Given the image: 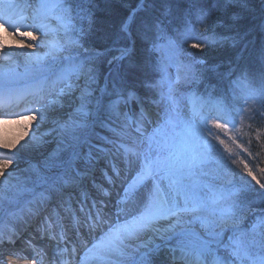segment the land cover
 I'll use <instances>...</instances> for the list:
<instances>
[{
  "label": "snow or ice",
  "instance_id": "1",
  "mask_svg": "<svg viewBox=\"0 0 264 264\" xmlns=\"http://www.w3.org/2000/svg\"><path fill=\"white\" fill-rule=\"evenodd\" d=\"M16 8L18 5L13 0H0V61L12 57V53L4 51L5 34L11 36L20 48L40 47L43 50L45 41L55 32V38L43 55H20L37 66L48 59L66 60L57 78L62 85L59 94L71 96L74 90H80L74 116L52 130L57 137V148L45 160L43 172L37 168L32 169L35 180L29 177L32 187L24 191L39 197L43 202L49 192L60 191L65 185L81 178L82 174L76 168L77 161H83L88 168L85 174L91 175L95 164L106 158L112 174L105 171L104 178L112 190L119 187L115 191V203L107 213L105 209L110 201L106 203L101 200L98 203L93 200L82 221L80 217H73L77 231L86 226L88 235L92 237L91 240L80 241L79 246L85 251L78 264H154V257L165 251L173 259L179 253L182 264H264V222L260 230L255 225L239 227V205L231 195H224L211 186L188 182L194 172L219 152L208 139L212 135L209 124L225 131H228L229 122L235 126V121L225 120L220 123L218 121L222 117L213 119L206 116L194 102L191 115L182 114L179 90L181 70H190L196 64L203 63V59L181 47L175 38L161 37L163 43L153 44V51L161 53L155 65L161 77L147 85L158 98H141L135 92H128L126 96L118 94L116 100L105 104V92L96 96V90L92 87L95 83L92 69L85 68L84 61L72 52L78 46L79 33L83 32L82 28L75 27L72 0H35L34 9L30 4L29 12L13 15ZM213 10L198 11L203 18L211 15ZM9 28L12 29L11 33L8 32ZM21 28L24 30L21 31ZM34 32H40L45 40L39 45L25 43V38L29 41L37 40ZM182 43L203 51L202 45L210 44L211 41L201 39L194 27H186L182 33ZM127 51L124 50L119 59L124 58ZM260 58V79L264 85V46H261ZM173 67L176 68L175 77L168 71ZM247 75V71L241 69V76ZM81 78L84 80L83 85L78 83ZM183 79H189L187 72ZM41 93L42 90L37 95L42 99ZM10 95V89L0 87V107L6 105ZM261 97L264 98V87L261 89ZM145 99L158 107L162 106L156 121L148 118L143 107ZM132 100H136L141 107L139 119L130 123L126 114L121 116L119 106L127 105ZM36 111L40 113L43 122L44 114L40 109ZM19 119L36 120L37 116L31 109H26L19 115ZM8 122V119L0 117V124ZM97 127L111 135L95 131ZM214 138L220 144L225 143L219 137ZM17 143L18 140L0 138V149L10 151ZM85 148L87 151H84ZM61 153L66 155L62 157ZM113 156L121 159L123 168L112 163ZM15 162L14 156L0 153V178L5 177ZM244 170L251 181L264 189V182L247 163L244 164ZM259 171L264 173V168ZM8 176H12V173H8ZM7 183L8 180L4 179L0 187ZM93 183L101 196L113 195L109 188ZM36 189L41 190L37 192ZM83 200L87 203V193H84ZM80 210L85 211L83 206ZM197 224L202 231L196 229ZM97 232L99 235H94ZM19 238L15 233L7 237L0 233V245H15ZM63 239L61 235L60 240ZM28 243L31 245L30 241ZM32 248L31 256L20 251L8 255L14 259L31 260V264H37L39 259L43 264L42 254L34 245ZM77 251L78 246L75 244L70 252L67 247L60 249L59 264H72ZM0 264L6 262L0 258Z\"/></svg>",
  "mask_w": 264,
  "mask_h": 264
},
{
  "label": "trees",
  "instance_id": "2",
  "mask_svg": "<svg viewBox=\"0 0 264 264\" xmlns=\"http://www.w3.org/2000/svg\"><path fill=\"white\" fill-rule=\"evenodd\" d=\"M140 1L72 0L73 15L80 22L79 28L83 29L79 35L78 46L73 49L74 52L76 48L79 52L88 50V53H83L82 60L84 64L97 72L99 85L107 79L109 85L113 81L114 91L117 93L135 92L139 97L157 99L155 91L150 90L147 85L161 77V73L155 70L161 53L153 51L150 38L149 43L145 42L142 36L145 33L144 30L149 33L146 35L148 38L153 34V28L160 26L162 30L159 33L156 30L153 37V39L156 37L155 41L164 42L160 39L161 37H172L177 39V43L182 46V33L185 28L194 27L201 39L211 41L210 44L202 45L203 51L197 49L194 51L197 58L203 59V63L196 64L195 70L192 68L188 71L189 79L183 80L182 83L183 93L191 91L199 94L201 90L204 92L201 95L202 98L217 103L222 102L221 106L231 112V121H235L234 127H237L240 133L236 138V145H230V147L240 152L241 156L233 157L224 154L223 157L230 163L235 161V167L241 173L239 176L234 174L230 176L228 182L223 181L219 184L221 188H226L230 192L232 199L234 198L239 205L238 226H243L247 215L254 209L260 211L261 214L255 215V218H260L264 222V189L259 188L255 181H251L244 170V164L247 163L264 182V173L259 171L264 168V105L261 112L251 114L252 104L250 102L243 104L238 96L234 97L233 83L230 82L233 79L224 81V76L214 77L213 72L203 69L205 67L210 69V67L237 66L238 59H240V64L249 65L247 61L253 65L258 63L260 59H249V57L260 53L261 46H264V0H147L144 5L145 9L136 15L132 26V31L137 38L135 56L129 59L133 60V64H128L126 60L120 67L112 68L108 76L111 70V60L118 49L128 46V38L123 31V26ZM199 9L214 10L211 15L202 18ZM182 47L187 51L192 49L187 45ZM86 57H91V59L86 60ZM184 70L187 71L183 69V72ZM203 71L206 72V76H213L212 80L208 79L209 86L197 81L199 78L196 74L199 72V76ZM183 72L180 73L181 77ZM258 85L259 83L255 81L254 88ZM110 91L113 89L108 86L106 95H109ZM254 99L264 104L261 94L255 96ZM144 101L149 105H154L148 99ZM241 118L245 120L243 125H240ZM227 126L233 127V124L229 122ZM226 141L232 142L233 139L230 136ZM193 147L195 148V145ZM220 158L218 157L210 167L204 168L206 172L211 173L212 168L217 167L218 160L219 166ZM211 178L212 180L218 179L216 175L209 174L206 178V185L217 188L212 184ZM200 185L205 184L200 183ZM17 204L18 202L14 203L12 207ZM256 227L258 230L261 229V225Z\"/></svg>",
  "mask_w": 264,
  "mask_h": 264
},
{
  "label": "rangeland",
  "instance_id": "3",
  "mask_svg": "<svg viewBox=\"0 0 264 264\" xmlns=\"http://www.w3.org/2000/svg\"><path fill=\"white\" fill-rule=\"evenodd\" d=\"M34 3H35V0H34ZM50 38H53V37H50ZM12 46H16V43L13 42ZM27 49L34 50L35 48L33 47V48H27ZM35 50H38L39 52H42V53L46 52L45 49H43V50L42 49H35ZM4 51H5V49H4ZM194 51H196V49H191L188 52L194 53ZM22 59L24 60L23 62H19L17 59H16V61L19 62V63H22V66H23L24 69H27L28 66H30L31 68H32L33 65L37 66L36 64H34L32 62L29 63L28 61H26L24 57H22ZM182 59H184V57H182ZM13 61H14V59H13ZM49 61L52 62L53 60L48 59V60L42 61L39 66H41L42 64H45V63H47ZM55 61L61 63V65H63L64 62H66V60H62L60 58L55 59ZM8 63H11V62H8ZM2 65L3 64H1V62H0V73H2V69L4 68ZM45 65H47V64H45ZM16 68L17 69H15V71H17L18 69H21L20 66H17ZM203 69L206 70V71H211V72L214 70L213 67H210V69H207V67H205ZM193 70H195L194 67H193ZM181 71L183 72V69ZM188 71H189L188 69H187V71L184 70V72L182 74L181 84L179 85L180 94H181V91L183 89L182 83H183V80H184L183 78H184L185 72L188 73ZM92 72H93V74L95 76V83L92 85V87L96 90L97 85H98V80H97V76L98 75H97V72H95L94 70H92ZM14 74L15 73H12L11 76H5V77H3V76L1 77L0 76V83L10 84L11 83L10 79H15L16 77L20 78L19 75L16 76ZM198 74H199V72L196 74L197 77H198ZM212 75L217 76L215 73H213ZM18 78H16V79H18ZM201 80H202V77H201ZM81 82H82V78L79 80L78 83L80 84ZM184 83L188 85L187 82H184ZM203 93L204 92H202L201 90L199 91V94H195V93H192V92H190V93L189 92L182 93L181 94V98H182L181 111H182V114L183 115H191V108H192L191 107V103H193V102L197 103L199 101V103H197V104L201 107L202 111H207V109H208L209 113L205 114L206 116H209L211 118H212V116H214L213 119H215L217 117H222L218 121L220 123H224L225 120H227V119L230 121L231 120L230 111H227L225 109V107L221 106L222 102H219L220 104H219V106H217L216 104L212 103L211 101L202 98L201 95ZM79 95H80V90L78 89V92H77L76 96L74 95L75 96V101H74V96H70V98L72 99V103H71L72 106L74 104L75 105L78 104L77 97ZM95 95H96V91H95ZM132 101L130 102L131 105H132V103L138 105V103L135 102L136 100H134L133 102ZM188 101H192V102L189 103ZM256 101L257 102H250L252 104L251 105V114H258L263 109L262 106L264 104L262 103V101H258V100H256ZM129 106H130V104H127V105L121 104L119 106V110H120L121 114H123V111L125 110L124 114L127 115L128 122L131 123V122H134V121L139 119L140 111H139V114H136L138 112V109L135 110V112H134V111H132V109L129 110ZM155 107L156 108H154V109L157 110L158 112L161 111L160 109H162V106H160V107L155 106ZM125 108H127V109H125ZM214 109H218V111L214 112L213 111ZM145 111L147 113L148 118L151 119V120H154L153 119L154 116L150 115L148 113V110H145ZM212 113H216V114H218V116H215ZM155 114H156V112H155ZM30 123H32V122L26 123L25 126L30 124ZM244 123H245V120L243 118H241V124L240 125H243ZM48 126H50V124L44 123V124H42V127L40 129H38L37 127H34L32 125L30 127L31 130H29V131L21 130L19 128L20 126L14 125L13 127L15 129L18 128V131L21 132L23 135L27 134V133H31V134L35 135L39 130L44 131L45 127H48ZM209 127L211 128L212 135H211V137L209 136L208 139H210L212 141V143L216 145V147L219 149V152L213 155L212 160L210 162L206 163L201 169H199L198 171L194 172L193 175L191 176V179H189L188 182L189 183H195V184L204 183L206 185L207 176L209 174H213V175H216V177L218 178V179H214V180H212V178H211L212 184L215 187H217V188H214V189L219 190L224 195H230V192L226 188H221L219 183H221L223 181L228 182L230 180V176H232L234 174L239 176V174L241 172L237 171V168L235 167L234 163H230L229 161H225L223 156H224V154H228L229 156H233V157H240L241 156L240 152H237V151H235V149L230 147V145H236L235 144L237 142L236 138L239 136L240 130L237 127H232V126H227L228 131H225L224 129H217V128L211 127L210 124H209ZM231 133H233V134H231ZM0 135H3V134L0 132ZM39 136H40V139L41 138H46L47 134H41V135L39 134ZM230 136L233 139V141L232 142L226 141L227 138H229ZM214 137H219V139L224 140L225 143L224 144H220L219 140L215 139ZM85 151H87L86 148H85ZM61 156L63 157L64 153H62ZM47 157L42 158L41 160H39L37 162H34L32 164V167H31V163L27 162L28 163V170L25 171V172L19 173V174L15 170H12V168H9L7 170V172H6V174H5V177L0 178V184H2V181L4 179L8 180V183L6 185H3L2 187H0V197H3L2 199H0V221H1L0 222L1 223L0 233L3 234L4 232L8 231V229L14 223L18 222L19 216H18V214H14L16 212V210L14 212H12V210H14L13 209L14 207L12 208V210H11V207L14 205V203L18 202L17 199H19L20 197H22V199H25L27 196H31L32 195V193H30L28 191H24L25 188L32 187V184L29 182L28 178L31 177L32 180H35V174L32 171L33 168H37V169H39L42 172L44 171V162L47 159ZM218 157L219 158L222 157V158H220L221 159V164L218 166V162H219V160H218L216 162L217 167L215 166L214 168H212L211 173L208 172V171L206 172V169H204V168L210 167L211 164L213 165L215 160L218 159ZM20 162H21V160H20ZM20 162L16 160V162L14 164H19ZM8 173H12V176L9 177ZM223 174H225L228 177V179ZM206 186H209V185H206ZM37 190H39V189H36V191ZM25 192H28L26 196H24ZM20 202H21V200H20ZM36 204H37V202H35V200H34L32 202V205L36 206ZM237 211H238V215H239L240 214V210L238 209ZM248 217L249 216H247V219H248ZM262 222L263 221H256V222L252 221L251 224H250V227L253 226V225L260 226L262 224ZM195 227H196V229L198 231L201 230L198 224L195 225ZM1 254L3 256H0V258H2L6 262V264H30V261H28V260L14 259V257L11 256V255H6L4 253H1ZM221 254H223V253H221ZM3 257H5L6 259L3 258Z\"/></svg>",
  "mask_w": 264,
  "mask_h": 264
},
{
  "label": "bare ground",
  "instance_id": "4",
  "mask_svg": "<svg viewBox=\"0 0 264 264\" xmlns=\"http://www.w3.org/2000/svg\"><path fill=\"white\" fill-rule=\"evenodd\" d=\"M18 1H21V2L18 3L19 5H18V14L17 15H19L21 13L29 12L28 10L30 8H28V7L32 3V1H28V2H24L23 0H18ZM32 5H33V3H32ZM29 23H31V22H29ZM23 30L24 29L21 28V31H23ZM8 32L11 33L12 29L9 28ZM34 35L37 36V40L29 41L25 38V43H32L33 45H39L42 40H45V38H40V35H41L40 32H34ZM4 39H5V44H6L5 51H6V53H12L11 58L14 59L15 62H17L16 59L19 62H23V59H22L23 56L20 55L21 53H41V55L44 54L42 52H39L38 50H35V49H41L40 47H34L35 48L34 50H29L27 48H20L17 46V44H16V46H12V43L13 42L16 43V41L15 40L13 41L11 36H9L7 34L4 35ZM17 39H20V38L17 37ZM50 43H51L50 39L45 41V46L43 49H45L46 52L48 51V45ZM4 61H7V60H4ZM83 83H84V80L82 79V82L80 84L83 85ZM61 87H62V85L59 83L57 85V88L61 89ZM77 92H78V88L72 92L71 96H74V95L76 96ZM75 96H74V101H75ZM71 103H72V99L68 95H61L59 97V100L50 106L46 105L45 102L41 103L40 107H38V108L48 110L49 114H46L44 116H45V121L48 124H50L51 126H48L47 128H45L44 131L39 130L35 135H33L31 133H27V134L23 135L21 132H19L17 130V128L15 129L12 125H1L0 124V132L3 134V135H0V138H7L9 141H17L18 140V143L16 144V147L14 149H12L10 151L0 149V153H3V154L8 155V156H14L15 159L19 162L21 160V162L19 164L13 163L11 165L10 168H12V170H15L16 172H18V174L25 172L28 170V163L29 162L31 163V167H32V164L34 162H37V161L41 160L42 158L47 157L51 152H53L57 148V137H56V134L54 132H52V130L57 128L61 123L69 120L68 112L71 110H75L74 107L76 108V106H77L75 104L72 106ZM30 127H31V125H30ZM49 133H51V134H49ZM39 134L40 135L41 134H47V136H46V138L40 139ZM33 137H35V139H33ZM25 145H27V147H25ZM120 161H121V159H120ZM122 165H123V163H122ZM62 192H63V190H62ZM57 196L55 195L53 198H56ZM50 202L51 201H49L47 203V206L50 204ZM26 223L27 222H25V224ZM43 230H44V228H43ZM39 243H40V241L38 243L36 242V245H39ZM3 258H5V257H3Z\"/></svg>",
  "mask_w": 264,
  "mask_h": 264
}]
</instances>
